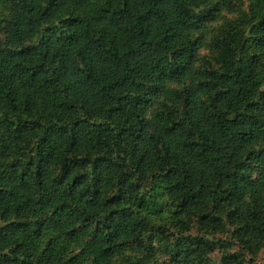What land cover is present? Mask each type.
<instances>
[{"label": "trees", "instance_id": "1", "mask_svg": "<svg viewBox=\"0 0 264 264\" xmlns=\"http://www.w3.org/2000/svg\"><path fill=\"white\" fill-rule=\"evenodd\" d=\"M216 250L264 251V0H0V264Z\"/></svg>", "mask_w": 264, "mask_h": 264}, {"label": "rangeland", "instance_id": "2", "mask_svg": "<svg viewBox=\"0 0 264 264\" xmlns=\"http://www.w3.org/2000/svg\"><path fill=\"white\" fill-rule=\"evenodd\" d=\"M216 240H224L226 237L224 235L217 234L214 236ZM220 258V251L216 250L214 253L210 255V259L213 264H217ZM256 264H264V251H261L255 259Z\"/></svg>", "mask_w": 264, "mask_h": 264}]
</instances>
